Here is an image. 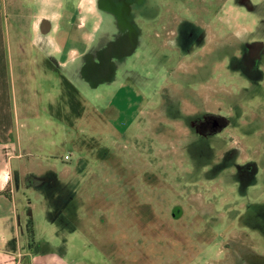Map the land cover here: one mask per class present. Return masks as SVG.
<instances>
[{
  "label": "rangeland",
  "instance_id": "1",
  "mask_svg": "<svg viewBox=\"0 0 264 264\" xmlns=\"http://www.w3.org/2000/svg\"><path fill=\"white\" fill-rule=\"evenodd\" d=\"M60 2L65 17L54 39L62 54L69 47L82 50L75 42L64 45L70 14L65 2L75 6L77 0ZM212 2L219 4L211 5L218 9L211 18L215 24L205 6ZM238 2L181 0L185 14L203 16L208 36L219 35L214 64L210 56L202 60L196 55L184 65L167 62L164 71L153 70L143 39L147 44L122 66L133 72L119 71L113 81H96L94 88L93 80L78 74L82 55L63 68L44 59L45 44L41 49L32 43L31 18L24 13H38L35 0H10V24L26 28L21 38L10 37L5 52L12 53L17 87H22L28 110L37 114L32 124H38L27 139L34 155L25 159L29 169L52 173L68 191L56 194L60 199L76 192L80 207L81 225L76 223L74 232L61 229V234L41 225L33 230L32 241L47 239L57 245L70 264H264V210L258 207L264 206V85L251 83L228 58L238 49L231 48L238 39L234 30L239 35L245 26V41L260 40L264 30L255 20L258 13ZM140 10L135 19L147 31L139 21L149 17L147 1ZM107 11L92 5L82 30L95 37L82 53L113 40L117 23L134 15L130 7L117 16ZM75 34L67 38L79 39L80 33ZM180 85L191 90L186 93L192 106L229 117V131L209 140L172 138L174 127L159 121L166 109L162 96ZM207 141L226 148L207 151ZM196 144L201 149H194ZM245 156L252 163L247 179L237 166ZM30 197L38 203L35 217L47 226L39 203L43 197ZM39 246L43 244L35 248Z\"/></svg>",
  "mask_w": 264,
  "mask_h": 264
},
{
  "label": "crops",
  "instance_id": "2",
  "mask_svg": "<svg viewBox=\"0 0 264 264\" xmlns=\"http://www.w3.org/2000/svg\"><path fill=\"white\" fill-rule=\"evenodd\" d=\"M97 1L77 0L75 6L71 2H65V10L71 15H67L65 18L69 22V28L68 31L66 30L64 45L66 47L69 43L74 44L75 42L82 46V50H78L76 47L73 50L69 47L65 54L61 53L60 47L54 39V35L60 30L61 20L65 17L60 9V0H35L38 13L35 12L34 15L24 13L31 18L32 43L35 46L41 45V49L43 44L48 48L44 59L51 58L57 66L66 68L73 64V61L76 63L82 55V60L78 63L80 66L78 74L81 78H86V53L82 52L95 37V33L91 34L90 31L82 30V27L84 28L86 20L91 18L92 5L94 9L101 10ZM9 2L10 0H0V264H70L57 245L52 246L47 239H40L36 242L29 238V230L33 233V230L37 231L41 225L48 230H53L54 227L55 231L61 234L64 231L71 234L76 228V223L81 225V219L78 216L80 207L76 200V192H71L60 199L57 195L66 194L68 191L63 190V186H60L58 180L47 182L43 178L47 173L41 175L34 168L29 169L25 159L26 156L34 155V151L29 148L27 139L33 138L32 130H38V124H32V121L36 120L37 114L30 112L25 101L22 100L23 90L21 85L17 87L12 65V53L5 52V46H9L10 37L15 34L21 38L22 28H26L24 25L15 27L10 24L8 19L11 13ZM249 4L251 5L249 10L258 13L255 20H258L259 28L264 30V0H258L257 5L250 2ZM81 13L82 17L79 16ZM16 16L19 17L18 14ZM12 29L14 32L11 34ZM77 32L80 33L79 39L67 38L71 34L76 35ZM248 42L253 44L257 41L252 39ZM259 43L262 57L253 67L254 78L249 79L256 85H264V37L260 39ZM135 46L136 44L131 42L127 50L124 51L125 55H130ZM42 52L44 51L42 50ZM101 66L100 58L93 59L92 68L95 69V78L99 79L97 80L99 83L104 81L100 79L105 69ZM109 73L106 80H111L114 77L115 70L110 69ZM29 194L36 196L40 194L43 197L39 203L45 213L47 226L40 218L38 221L35 217L38 203L34 202ZM61 213L67 216H62ZM38 243L43 246L35 248ZM60 243L65 247V241Z\"/></svg>",
  "mask_w": 264,
  "mask_h": 264
},
{
  "label": "flooded vegetation",
  "instance_id": "3",
  "mask_svg": "<svg viewBox=\"0 0 264 264\" xmlns=\"http://www.w3.org/2000/svg\"><path fill=\"white\" fill-rule=\"evenodd\" d=\"M142 1L144 3L140 4ZM146 1L149 6V17L145 18V20L139 21L144 22V26L146 25L148 27L147 31H145V29L142 30L141 26L137 23V19H135V17L140 14L139 12H141V10L138 11L140 5L145 4ZM236 1H239L238 3H240L242 7H245V9L251 8L248 0ZM97 3L101 10H108L107 12H112L115 16H117L119 10H126L127 7H130L131 12H134V15L132 18L127 19L124 22L121 21L120 26L117 23L116 30L113 32V40H105L99 48H95L94 51L86 52L85 77L90 81L93 80L94 88L101 83L113 81L119 71L122 72V75L127 74L128 72L132 73L133 71L122 68V66L128 56L134 54V52L138 48H141L140 46L143 44H147L145 43V40H147L149 45V57L153 65V70L159 67L164 71L167 62L170 64L184 65L186 61L194 59L196 55L202 60L203 58H208L207 56H210L212 63H215L214 56L218 52V43L220 42L219 35L216 33L208 36L207 30L204 27L205 20L203 16L199 17L195 12H192L190 16L185 14L183 10L184 3H181V0H98ZM214 4L219 5L215 2H212V4H205L207 8H210L209 10L211 11L212 17L208 16V19L212 24H215L211 20V18L214 17L212 14L214 11L216 12L218 10L217 7L215 8L216 10L211 9V5L214 6ZM194 5L197 7V4ZM217 24H219V21ZM245 28L246 27L244 26L242 33L239 35L236 34V30L233 29V33L238 36V39L232 41L231 48L238 49L228 55V58L232 66L237 67L242 71V74L248 79H252L254 78V74L252 75L253 67L262 57L260 54V40H254L257 42H253V44L249 43V40L245 41ZM143 39L145 40L142 43ZM131 42L136 44L134 51L130 55H125L124 51L127 50ZM229 44H231V42H229ZM109 56H111V58H109ZM98 58H100V64L105 69L100 77V79L104 81L96 85L95 83L99 79L95 78L96 72L94 71L95 69L92 68V65L93 59L98 60ZM109 68L114 69L115 73L111 80H106L105 78L108 76ZM251 79L249 80L252 81ZM183 86L184 85L181 87L180 85V87L173 90L172 93L162 96L163 105L165 104L164 109H166L162 112L164 113L162 114L164 120L159 121L167 124L169 127H174V130L171 131L172 138H177L180 141L183 139L209 140L210 138H214V136L221 134L223 130L226 132L229 131L227 130L231 124V120L228 119L229 117L225 118L219 116L206 107L201 109L192 106L187 100L186 93V91L191 90L183 88ZM207 90H209V86H207ZM154 104H156V102ZM209 144V141H207L205 145L207 151L214 152L213 150L216 149V146L218 151H224L223 149L226 148V145H217L214 143L215 146H212ZM195 147L196 148L194 149H201L197 144ZM240 149L242 150L243 147ZM245 149L246 148H244V151ZM251 164L252 163L246 161V156L245 158L242 157V162L237 164L241 171L244 172L246 179L247 176L249 177L251 174L248 173L251 171L248 170L250 169ZM43 178L47 182L54 181V177L49 173ZM258 207L261 209L260 211L264 210V206ZM261 218L263 219L264 215L261 214Z\"/></svg>",
  "mask_w": 264,
  "mask_h": 264
},
{
  "label": "trees",
  "instance_id": "4",
  "mask_svg": "<svg viewBox=\"0 0 264 264\" xmlns=\"http://www.w3.org/2000/svg\"><path fill=\"white\" fill-rule=\"evenodd\" d=\"M33 233L29 230V238L31 239Z\"/></svg>",
  "mask_w": 264,
  "mask_h": 264
},
{
  "label": "built area",
  "instance_id": "5",
  "mask_svg": "<svg viewBox=\"0 0 264 264\" xmlns=\"http://www.w3.org/2000/svg\"><path fill=\"white\" fill-rule=\"evenodd\" d=\"M64 158H65L66 160H68L70 157H69V155L66 154V155L64 156Z\"/></svg>",
  "mask_w": 264,
  "mask_h": 264
},
{
  "label": "water",
  "instance_id": "6",
  "mask_svg": "<svg viewBox=\"0 0 264 264\" xmlns=\"http://www.w3.org/2000/svg\"><path fill=\"white\" fill-rule=\"evenodd\" d=\"M133 49V48H132ZM110 70V69H109ZM109 70H108V73H109ZM111 74L113 73V72H110ZM110 73L108 74V75H110Z\"/></svg>",
  "mask_w": 264,
  "mask_h": 264
}]
</instances>
